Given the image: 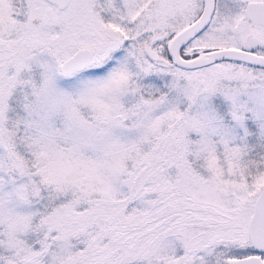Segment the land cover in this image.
Instances as JSON below:
<instances>
[{
  "label": "snow or ice",
  "instance_id": "obj_1",
  "mask_svg": "<svg viewBox=\"0 0 264 264\" xmlns=\"http://www.w3.org/2000/svg\"><path fill=\"white\" fill-rule=\"evenodd\" d=\"M0 264H264V0H0Z\"/></svg>",
  "mask_w": 264,
  "mask_h": 264
}]
</instances>
